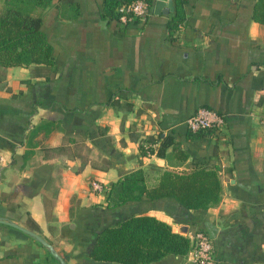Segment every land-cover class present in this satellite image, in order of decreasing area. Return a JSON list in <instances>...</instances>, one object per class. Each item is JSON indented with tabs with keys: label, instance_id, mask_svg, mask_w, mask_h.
Returning <instances> with one entry per match:
<instances>
[{
	"label": "crops",
	"instance_id": "crops-1",
	"mask_svg": "<svg viewBox=\"0 0 264 264\" xmlns=\"http://www.w3.org/2000/svg\"><path fill=\"white\" fill-rule=\"evenodd\" d=\"M256 1L185 0V21L170 31L174 2L157 14L153 0L145 21L123 23L105 13L104 0H54L40 23L55 60L50 77L42 64L0 67L2 216L26 227L31 218L68 264H124L90 251L101 229L140 212L191 238L207 232L216 264H264V24L253 17ZM200 106L223 114L224 125L190 131L186 118ZM157 134L177 148L142 155L139 143ZM194 163L217 166L222 183L220 201L205 209L172 197L110 207L91 186L108 187L137 167L151 182L156 168L185 172ZM187 256L147 264H187ZM0 264L56 263L35 240L0 226Z\"/></svg>",
	"mask_w": 264,
	"mask_h": 264
},
{
	"label": "trees",
	"instance_id": "trees-1",
	"mask_svg": "<svg viewBox=\"0 0 264 264\" xmlns=\"http://www.w3.org/2000/svg\"><path fill=\"white\" fill-rule=\"evenodd\" d=\"M54 0H5L0 10V67L9 65L42 64L48 68L45 75L49 78L54 72L55 60L52 46L40 28L42 11ZM132 0H104L105 13L119 17L118 7ZM149 9L153 0H145ZM174 9L169 13L166 25L170 31L178 29L185 21V0H173ZM253 17L264 24V0H257ZM260 103L264 104V90L260 94ZM106 104L119 105L118 100L108 99ZM127 109L131 104L123 103ZM264 116V111H263ZM149 146L139 143L142 155L156 153L167 156L166 150L177 143L171 135L157 134L148 136ZM183 158L187 153L180 150ZM154 180L149 182V172L143 167L125 171L102 191L105 193L107 205L115 207L127 201L163 197H172L188 209H205L217 204L221 199L222 183L217 166L194 163L190 171L178 172L167 168L154 170ZM6 206V212L16 209ZM0 210V216H2ZM7 214V213H6ZM13 216L19 217V214ZM4 217V216H2ZM5 218V217H4ZM9 219V218H7ZM14 219V218H12ZM29 228L40 231L39 226L31 218L26 219ZM0 226L12 235L29 238L38 242L33 236L19 228L0 222ZM45 249V257L60 264L49 249ZM193 245L192 238L176 231L172 225L153 214L134 213L101 229L90 251V257L99 261H113L124 264H147L161 259L168 254H186ZM67 261L68 254L60 251Z\"/></svg>",
	"mask_w": 264,
	"mask_h": 264
},
{
	"label": "built area",
	"instance_id": "built-area-1",
	"mask_svg": "<svg viewBox=\"0 0 264 264\" xmlns=\"http://www.w3.org/2000/svg\"><path fill=\"white\" fill-rule=\"evenodd\" d=\"M119 20L127 23L132 20L145 21L150 14L145 0H132L118 7ZM224 115L217 110L200 106L186 118V125L192 132L209 128H221L224 125ZM145 146L150 144L144 143ZM92 189L102 190L103 186L96 180L91 181ZM193 245L188 251L187 264H216L212 237L203 230H197L192 236Z\"/></svg>",
	"mask_w": 264,
	"mask_h": 264
},
{
	"label": "water",
	"instance_id": "water-1",
	"mask_svg": "<svg viewBox=\"0 0 264 264\" xmlns=\"http://www.w3.org/2000/svg\"><path fill=\"white\" fill-rule=\"evenodd\" d=\"M173 0H154L153 2V11L157 14L160 13H169V11L172 10ZM0 222L9 224L11 226H14L16 228L21 229L22 231L28 233L29 235L33 236L38 242L46 246L50 253L57 258V260L60 262V264H68L67 261L63 258V256L60 254L58 250L53 246L52 243H50L48 240H46L40 233L34 231L31 228H28L26 226H23L11 219L4 218L0 216Z\"/></svg>",
	"mask_w": 264,
	"mask_h": 264
}]
</instances>
